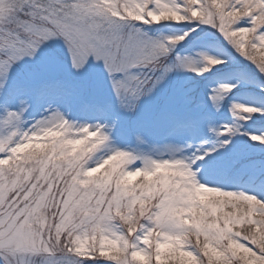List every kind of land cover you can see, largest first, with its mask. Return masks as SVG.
<instances>
[{
	"label": "snow or ice",
	"instance_id": "6c2138e0",
	"mask_svg": "<svg viewBox=\"0 0 264 264\" xmlns=\"http://www.w3.org/2000/svg\"><path fill=\"white\" fill-rule=\"evenodd\" d=\"M167 9L181 18L162 19ZM161 22L189 27L172 35L140 27ZM192 24L215 30L264 76V0H0V102L19 104L0 116V264H264V199L200 183L193 165L209 155L204 146L191 156L177 155L180 147L153 148L155 157L110 147L93 159L111 142L108 125L74 124L51 110L23 127L26 100L17 97L10 72L25 58L47 46L43 65L99 73L118 108L133 112L173 68L201 75L223 63L206 54L199 68L190 57L172 59L195 34ZM234 87L213 89V106ZM229 111L241 121L264 115V107L237 103ZM188 130L195 132V123ZM210 131L224 137L215 152L240 128ZM245 134L264 145V134ZM57 153L72 159L50 163ZM30 162L36 167H25Z\"/></svg>",
	"mask_w": 264,
	"mask_h": 264
},
{
	"label": "rangeland",
	"instance_id": "374dc122",
	"mask_svg": "<svg viewBox=\"0 0 264 264\" xmlns=\"http://www.w3.org/2000/svg\"><path fill=\"white\" fill-rule=\"evenodd\" d=\"M173 17L181 18L178 12L171 9L162 13V19ZM140 27L151 35H172L187 31L189 26L161 22ZM191 27L196 29L195 34L177 46L172 59L176 55L187 56L199 68L204 63L201 54H206L220 58L223 63L201 75L173 68L149 95L140 99L133 112L118 108L111 90L99 73L94 76L77 75L71 72L67 63L55 67L43 65L40 57L48 54L47 46L38 52L37 58H25L14 65L10 72L11 83L20 86L17 97L26 100L24 129H30L51 110L61 112L74 124L108 125L111 142L108 147L101 146L93 154V159L108 154L110 147L137 149L150 152L155 157L157 153L152 152L153 148L180 147L183 151L177 155L191 156L195 146H204L209 155L204 157L202 164L197 161L193 165L194 171L199 165L195 175L200 183L264 199V145L251 141L245 134H264V115L250 114L248 120L241 121L229 111L234 103L264 107V76L239 56L215 30L203 25L197 28L192 24ZM54 47L60 49L62 43L58 42ZM57 82L63 86L58 87ZM42 84L51 86L41 88ZM221 84L235 87L224 96L217 109L209 96ZM96 105L104 110L98 111ZM5 106L11 111L19 109L15 99L7 105L0 102V116H3ZM113 122L114 128L111 127ZM192 123H195L196 130L190 133L188 129ZM225 124L239 125L240 133L232 136L223 149L217 148L213 152L211 149L218 139L224 137L218 138L210 129H219ZM142 140L143 144L140 143ZM71 159L72 156L57 153L50 163L64 164ZM139 163L137 161L133 166H139ZM121 166L127 167V164ZM25 167L36 165L30 162ZM169 171L177 172L175 169ZM175 178L186 179L178 172Z\"/></svg>",
	"mask_w": 264,
	"mask_h": 264
},
{
	"label": "clouds",
	"instance_id": "9594fccd",
	"mask_svg": "<svg viewBox=\"0 0 264 264\" xmlns=\"http://www.w3.org/2000/svg\"><path fill=\"white\" fill-rule=\"evenodd\" d=\"M45 135H52V136H55V135H59V133H50V132H48V133H45ZM71 146L73 147V149H75V147H76L75 144H72ZM109 163H111V160H109Z\"/></svg>",
	"mask_w": 264,
	"mask_h": 264
}]
</instances>
